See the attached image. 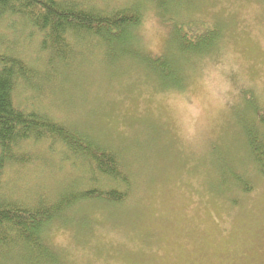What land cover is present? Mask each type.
<instances>
[{"label":"rangeland","instance_id":"rangeland-1","mask_svg":"<svg viewBox=\"0 0 264 264\" xmlns=\"http://www.w3.org/2000/svg\"><path fill=\"white\" fill-rule=\"evenodd\" d=\"M168 1L172 16L145 4L134 49L154 56L170 53L169 61H181L169 42L177 28L216 25L224 36L208 59L184 58L187 79H178L184 90L162 89L133 57L118 56L110 64L86 46L74 48L78 55L70 69H57L63 79L51 85L39 80L37 99L21 86L14 93L17 105L103 137L131 178L129 198L122 204L88 203L49 228L58 264H264V175L249 162L240 134L242 121L254 125L251 103L264 117V1ZM137 2L89 5L108 12ZM170 16L174 21H166ZM1 25L0 52H14L44 69L37 31L14 18ZM33 149L51 168L13 169L16 198H32L28 189L39 187L50 198L78 181L79 172L59 148L52 152L40 144ZM231 173L251 190L234 187ZM0 264L30 263L5 248Z\"/></svg>","mask_w":264,"mask_h":264},{"label":"trees","instance_id":"trees-1","mask_svg":"<svg viewBox=\"0 0 264 264\" xmlns=\"http://www.w3.org/2000/svg\"><path fill=\"white\" fill-rule=\"evenodd\" d=\"M90 1L102 3L104 0H0V22L14 18L35 29L40 44L38 54L46 59L45 68L39 71L14 52H0V250L15 249L30 264H58L49 242V228L57 221L73 217L75 208L88 203L122 204L129 198L131 178L122 170L127 167L118 152L103 137L98 139L77 127L67 126L42 110L17 105L14 101L17 87L21 86L37 99L42 91L40 79L50 85L53 80L63 79L57 72L72 67L71 60L78 55L74 48L93 46L110 64L118 56L133 57L159 80L162 89L184 90L186 84L178 80L187 79L184 58L193 55V58L208 59L207 56L218 51L221 38L224 39L216 25L192 23L187 29L177 28L171 32L170 49L178 50L182 60L172 62L167 59L170 53L154 56L144 49H134L145 4L152 3L158 10L168 12V0H140L108 12L91 7ZM171 16L166 21H174ZM17 27L18 24L12 25L10 29ZM0 46L3 47L1 41ZM116 48L120 51L116 52ZM49 102L54 101L49 99ZM250 106V120L254 125L242 121L240 134L244 137L242 142L249 162L258 174L264 175V117L260 116L261 108L253 103ZM40 144H46L52 152L59 148L66 156L63 159L80 177L50 198L41 194L46 189L39 187L28 189L34 192L32 198L21 197V200L11 192L17 183L12 182L13 169L51 168L48 161L46 164L36 157L33 148ZM231 178L234 187L244 192L251 190L237 173Z\"/></svg>","mask_w":264,"mask_h":264}]
</instances>
